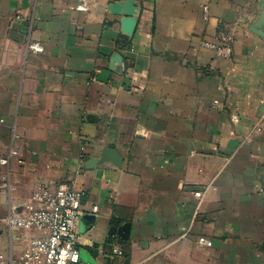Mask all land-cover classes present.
Masks as SVG:
<instances>
[{
  "label": "crops",
  "instance_id": "0c3cea01",
  "mask_svg": "<svg viewBox=\"0 0 264 264\" xmlns=\"http://www.w3.org/2000/svg\"><path fill=\"white\" fill-rule=\"evenodd\" d=\"M260 123L264 0H0V255L67 182L81 264H264Z\"/></svg>",
  "mask_w": 264,
  "mask_h": 264
},
{
  "label": "built area",
  "instance_id": "2783aa9c",
  "mask_svg": "<svg viewBox=\"0 0 264 264\" xmlns=\"http://www.w3.org/2000/svg\"><path fill=\"white\" fill-rule=\"evenodd\" d=\"M78 9L86 11L87 5L83 3ZM202 46L215 50L224 58H230L233 53V40L224 30H221L217 43L203 42ZM30 49L42 52L44 48L35 43L30 45ZM255 131L264 132V124H258ZM85 148L83 145V152ZM9 162V157H0L2 165L7 166ZM83 197L81 191L67 182L54 188H38L25 205V212L10 215L8 224L13 229L36 230L42 235L31 238L18 257L0 255V264H81L78 224ZM209 242L205 237L198 240L201 246H207Z\"/></svg>",
  "mask_w": 264,
  "mask_h": 264
},
{
  "label": "water",
  "instance_id": "95a60500",
  "mask_svg": "<svg viewBox=\"0 0 264 264\" xmlns=\"http://www.w3.org/2000/svg\"><path fill=\"white\" fill-rule=\"evenodd\" d=\"M129 231H130V224L124 225L122 228L118 229L119 235L122 238H124V239H127L128 238Z\"/></svg>",
  "mask_w": 264,
  "mask_h": 264
}]
</instances>
